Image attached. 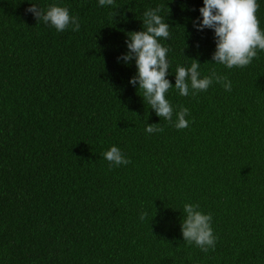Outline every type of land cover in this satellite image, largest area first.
<instances>
[{
	"label": "trees",
	"instance_id": "obj_1",
	"mask_svg": "<svg viewBox=\"0 0 264 264\" xmlns=\"http://www.w3.org/2000/svg\"><path fill=\"white\" fill-rule=\"evenodd\" d=\"M114 3L0 0V264H264V50L246 67L214 63V31L193 23L203 0ZM31 4L67 7L80 30L38 24ZM160 5L171 124L130 84L135 61H118ZM192 59L231 91L213 79L180 95L176 69ZM153 124L163 131L147 133ZM112 146L131 163L110 164ZM186 203L212 215L214 249L184 240Z\"/></svg>",
	"mask_w": 264,
	"mask_h": 264
},
{
	"label": "clouds",
	"instance_id": "obj_2",
	"mask_svg": "<svg viewBox=\"0 0 264 264\" xmlns=\"http://www.w3.org/2000/svg\"><path fill=\"white\" fill-rule=\"evenodd\" d=\"M204 6L199 9L202 21L198 18L194 21V27L198 31L205 29L215 33L216 49L212 55V61L223 64L228 69L234 67H246L258 56V50H264V31L260 28L257 18L259 4L257 0H203ZM100 6H115L114 0H99ZM163 5L155 9L149 8L144 12L143 30L128 33L126 40L127 53L118 57L128 64L135 61L137 73L131 78L132 86H139L143 91V99L151 106L158 117L164 118L170 124L173 123L174 108L166 99V93L173 87L167 79L169 75V62L167 53L169 49L164 47L159 38L170 37V25L163 21L159 14ZM38 21L50 25L58 32H63L71 25L73 31L80 30L79 17L71 16L67 7L56 4L49 5L46 10L36 4L26 9ZM190 67L178 66L175 74V86L182 96H188L190 89L192 94L199 91H207L212 85L213 79L221 83L226 91H231L232 84L225 76H219L215 71L210 76L201 78L198 60L192 59ZM190 110L180 107L175 112V128L178 130L189 127L186 119ZM159 124L147 125L146 132L153 134L162 132ZM104 158L115 166L131 163L120 148L112 146L104 153ZM185 218L181 223L182 236L188 244L195 243L203 252L214 249L218 237L212 228V215L200 210L199 204L186 203L184 205ZM147 212L141 214L140 219L145 220Z\"/></svg>",
	"mask_w": 264,
	"mask_h": 264
}]
</instances>
